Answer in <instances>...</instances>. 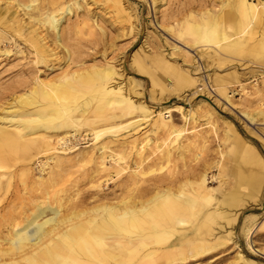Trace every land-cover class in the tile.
I'll return each instance as SVG.
<instances>
[{"label":"bare ground","instance_id":"obj_1","mask_svg":"<svg viewBox=\"0 0 264 264\" xmlns=\"http://www.w3.org/2000/svg\"><path fill=\"white\" fill-rule=\"evenodd\" d=\"M155 4L156 0H152ZM222 4L228 5L222 13L207 12L203 20L192 19L187 27L191 42L186 45L199 47L197 43L204 42L207 48H215L218 54L213 57L219 64L248 54L264 61V0H225ZM103 9L111 23H131V13L121 0H109ZM67 12H71L67 0H0V42L9 39L15 44L17 38L26 41V32L33 44L34 64L44 63L55 53L46 40L49 35L38 26L53 30L56 43L62 45L58 27ZM83 24L88 32L93 31L89 17L83 19ZM6 51L0 47V53ZM169 60L161 55L156 61L175 74L179 72L178 82L197 84L198 77L188 68L170 65ZM132 62L137 69L148 72L139 56H133ZM117 76L112 64H93L92 71L86 74L72 71L58 83L36 76L29 91L16 95V105L2 108L7 115L0 116V194L11 186L8 170L13 161L30 162L35 155L47 153L58 164L60 154L70 149L66 137L76 135L69 131H78L85 123L91 127L97 155L90 157L96 168L90 180L95 190L89 196L95 198L96 204L77 209L81 203L75 198L53 194L56 205L35 203L29 217L20 212L12 214L15 206L0 216V264H172L183 261L186 249L194 257L225 245L231 238L230 231L219 234L225 225L218 219L224 223L235 221L243 212L239 211L244 206L243 199L250 195L248 191L262 188L264 159L229 127L233 134L225 133L223 142L233 140L237 151L230 160L227 180L209 175L220 167L219 161L205 160L194 151L206 143L207 135L194 125L184 134L189 130L185 123H195V113L182 105L151 110L132 100ZM217 78V90L225 94L227 86ZM74 85H82L83 92L89 95L78 100L77 92L81 90ZM164 90L161 86L158 95ZM170 112H178L184 125L169 118ZM133 113L137 115L131 118H141L125 120L123 124L121 119ZM260 113L264 119V110ZM144 121L154 137L146 133L132 138L127 133L130 138L116 139L124 129L137 132ZM188 151H194L190 160ZM219 152L222 154V149ZM201 159L206 162L198 164ZM176 160L182 161L180 168ZM43 164L46 161L38 165L40 171ZM113 176L119 178L120 195L115 190L101 192V182ZM50 178L51 175L38 176L41 183ZM214 178L220 186L228 183L218 188L219 193L208 185V180ZM2 228L7 229L4 236ZM241 230L250 250L262 254L261 248L248 238L249 226ZM236 258L242 264H260L240 252Z\"/></svg>","mask_w":264,"mask_h":264},{"label":"rangeland","instance_id":"obj_2","mask_svg":"<svg viewBox=\"0 0 264 264\" xmlns=\"http://www.w3.org/2000/svg\"><path fill=\"white\" fill-rule=\"evenodd\" d=\"M108 2L109 0H67V4L71 3V12L63 15L58 27L62 45L56 43L53 30L48 29L46 25L38 26V30L42 29L49 35L46 40L50 42V47L55 53L47 57L44 63L34 64V53L30 46L33 44L28 40L26 32L23 33L26 41L17 38L15 44L9 39L0 42L1 49L7 50L0 53V116L7 115L3 107L9 109L10 106L16 105V95L31 89L36 76L58 83L72 71H77V75L86 74L92 71L93 64L102 67L112 64L117 68V81L135 102H141L151 110H157L160 106L182 105L187 111L195 113V123L185 125L178 112L168 114L175 123L183 124L189 129L184 134L189 133L194 125L196 130L207 135L206 143L194 151H198L205 160L219 161L220 167H215L209 175L213 173L216 177L227 180L230 160L235 158L237 151L233 140L223 142L225 133L233 134L229 127L244 142L252 145L264 159V119L260 113L264 110V61L248 54L219 64L213 57L218 54L215 48H207L204 42L197 43L199 47H196V44L186 45V42H191L187 27L193 22L192 19L203 20L204 13L207 12L222 13V10L228 8L227 4H222L225 0H156L154 6L152 0H121L131 13V23L124 24L111 23L112 19L103 13V7ZM87 17L93 21L92 32H88L83 24V19ZM158 23L161 27H158ZM62 46L67 48V52ZM161 55L170 57V65L188 68L192 75L198 77L197 84L191 86L178 82L176 79L179 72L175 74L156 61ZM133 56H139L145 62L148 72L136 68L132 62ZM192 58L195 61H191ZM183 62H186V65ZM45 65H51L52 68L48 69ZM178 71L182 72L179 69ZM216 78L226 84L225 94L218 92ZM74 86L81 90L77 92L78 100L89 95L88 92H83L82 85ZM161 86L165 90L158 95ZM136 115L137 113L127 115L121 121L124 124L141 118H131ZM129 118L131 120H128ZM141 124L137 132L134 133V130L129 128L124 129L116 139L124 141L130 138L127 133H131L132 138H141L146 133L149 138L154 137L148 122ZM69 133L76 135L66 137L70 149H65L60 154L58 164H54L47 153L35 155L30 162L19 159L11 163L8 170L11 186L0 194V216L9 207L15 206L12 214L20 212L21 215L29 217L31 207L35 203L56 205L52 201L53 194L67 199L75 198L76 202L81 203V207L78 206L77 209L96 204L95 198L89 197L95 190L90 186V180L93 179L96 168L90 157L97 155L91 127L89 123H85L78 131L71 130ZM231 137L234 138L232 135ZM109 138L111 139L110 136ZM194 151H188L186 154L189 160ZM203 159L197 163L206 162ZM43 161L47 164H43V170L40 171L38 165ZM175 163L179 168L182 166L180 160ZM41 174L43 178L51 175L50 180L41 183L38 179ZM118 179L113 176L102 181L101 192L115 190L120 195ZM47 183H51L50 187H43V184ZM262 183V188L257 191L253 190L251 193L247 190L250 195L243 199L244 206L239 211L243 212L235 221L224 223L218 219L219 224L225 225V231L223 229L219 234H226L228 231L233 233L225 245L211 248L194 257H191L186 249L183 261L172 264H242V261L236 258L237 252L245 258H252L264 264V179ZM227 184L220 186L217 178L208 180V185L215 189L214 193H219L218 188H224ZM70 210L67 209V212ZM242 226H249L248 238L252 244L261 248L262 254L254 253L247 246ZM215 227L217 233V225ZM2 229L1 235L4 236L7 229Z\"/></svg>","mask_w":264,"mask_h":264}]
</instances>
